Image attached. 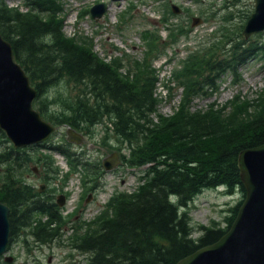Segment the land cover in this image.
Wrapping results in <instances>:
<instances>
[{"label":"trees","instance_id":"16d2710c","mask_svg":"<svg viewBox=\"0 0 264 264\" xmlns=\"http://www.w3.org/2000/svg\"><path fill=\"white\" fill-rule=\"evenodd\" d=\"M21 2L12 6L0 0V32L38 89L35 106L42 116L85 135L104 123L106 136L112 130L116 142L104 138L101 144L114 150L125 145L130 153L123 163L146 167L133 192L115 191L91 220L75 219L70 224L72 217L66 218L55 208L51 191L46 192L50 196L41 193L27 182L25 173L37 162L45 170V180L57 179L60 168L53 152L59 151L69 164L64 181L79 173L88 192L104 184L102 162L86 157V151L74 150L66 137L40 145L45 153H33L35 146L15 148L0 127V201L10 207V245L23 233L40 244L58 241L76 250L86 256L85 264H177L218 241L231 227L244 199L231 208L223 227L215 221L195 224L188 205L210 188L224 187L229 193L241 189L245 197L238 158L243 149L264 144V91L253 100L236 94L222 105L213 102L204 109H192V103L195 97L216 94L227 74L239 82L240 67L254 57L259 45L243 49L242 42L232 43L235 38L223 33L207 50L190 52L166 84L170 97L176 87L182 88L181 100L173 114L164 115L158 110L163 99L156 94L159 77L154 63L168 56V45L187 36L185 27L171 21V10L161 16L168 32L164 40L160 28H148L141 32V56L115 47L122 55L108 58L95 51L93 36L66 35L63 0ZM130 6L122 17L135 4ZM89 14V9L83 10L78 19ZM243 27L237 31L241 37ZM226 39L232 43L229 49ZM63 82L73 84L68 95H51V88ZM43 215L48 217L44 222ZM24 244L30 249L29 241Z\"/></svg>","mask_w":264,"mask_h":264},{"label":"rangeland","instance_id":"374dc122","mask_svg":"<svg viewBox=\"0 0 264 264\" xmlns=\"http://www.w3.org/2000/svg\"><path fill=\"white\" fill-rule=\"evenodd\" d=\"M65 4V21L64 32L68 36L75 34L93 36L95 39V51L101 57L110 55H122L121 50H125L132 56H141L143 49V40L141 32L145 29L160 28L163 40L167 37L165 25L161 22L163 12L171 10L172 3H176L182 7L183 11L179 15H173L171 21L185 27L187 36L174 46L168 45V56H162L157 59L154 66L158 70L159 81L157 83L156 94L163 100L158 105L159 113L171 115L178 107L181 100L182 88L176 87L173 95L170 97L168 92L169 84L173 79L172 72L179 67L180 60L185 59L192 51L207 50L211 45L223 37V33L231 35L232 43L242 42L240 48H247L248 45H259L257 53L254 57L247 60L239 69V82H234L231 75H225L222 78V85L219 91L212 96L195 97L192 103V109H204L210 103L222 105L233 98L236 94H241L251 100L258 97L259 92L264 91V30L253 33L248 39L237 33L239 26L247 23L255 8V0H63ZM104 1L107 4L106 13L99 19H95L90 15H86L82 19H78L83 10L90 9L96 2ZM9 5H22L21 0H7ZM134 3L135 7L129 13L122 17ZM25 9V7H22ZM201 18V22L193 25V18ZM231 18V20L229 18ZM222 30V28H224ZM231 29L232 32L230 31ZM243 30V29H242ZM242 33V32H241ZM222 34V36H221ZM236 34V35H235ZM169 39V38H168ZM226 39V49H229L232 43H228ZM237 49V47H236ZM221 53V51L219 52ZM175 83L173 82L174 85ZM73 85V84H72ZM72 85L63 82L51 88L50 94L55 97L66 93L72 89ZM67 94V93H66ZM65 94V95H66ZM68 95V94H67ZM66 95V96H67ZM58 108V107H57ZM58 111L59 109H56ZM60 126L57 128L55 136H61L64 131ZM109 129L112 124L108 123ZM89 134H84V141L81 144H74V150L85 152L86 157L103 160L116 153L119 158V166L113 171L104 175L102 181L103 186L96 192L95 199L82 207V219L90 220L98 213L102 206L107 202L109 197L117 190L134 191L140 183L139 176L142 174V168H131L123 163L124 156L129 155L128 148L114 150L108 146L101 144L104 138L108 139V143L116 142L113 131L109 130V136H106L107 130L104 123H100L88 130ZM82 133V132H81ZM52 135L50 142L56 141L57 138ZM61 139V137H58ZM48 152L43 147L33 150V153ZM54 154H56L54 152ZM53 156L55 157V155ZM57 163V157H55ZM58 164V163H57ZM39 166L36 162L30 164V171L25 173L27 181L40 187L38 176L33 173L32 168ZM59 165V164H58ZM60 166V165H59ZM61 167V166H60ZM68 167V164H67ZM41 171V166H39ZM44 169V168H43ZM61 174L67 171V168L61 167ZM45 172V170H44ZM44 174V173H43ZM61 178V175L60 177ZM26 182V179H25ZM58 183V182H57ZM62 187H57L59 192L67 190L71 205L63 209L66 215L67 209L71 206L80 205L83 202L81 195L83 185L80 182L79 175H74L68 179L67 183ZM244 199V193L241 189H237L233 193H229L227 188L219 187L215 189H205L199 193L188 205L189 213L195 224L210 225L213 221L219 223L220 226L227 225V219L232 214L231 208ZM46 219V218H44ZM64 236L66 239L67 235ZM199 232H195L194 236H199ZM30 243L28 249L24 241ZM34 238L29 235L21 234L13 241L8 254L14 256L11 262L2 261L0 264H85L86 256L70 247L59 244L58 241L40 244L34 242Z\"/></svg>","mask_w":264,"mask_h":264},{"label":"water","instance_id":"95a60500","mask_svg":"<svg viewBox=\"0 0 264 264\" xmlns=\"http://www.w3.org/2000/svg\"><path fill=\"white\" fill-rule=\"evenodd\" d=\"M172 8L175 13L182 12L176 4ZM106 11L105 2L91 7L92 17L97 20ZM199 22L201 18H193V25ZM263 30L264 0H255V10L242 34L247 39ZM37 94L26 70L15 59L11 42L0 32V127L15 147L41 143L55 130L34 108ZM68 140L81 143L84 136L70 128ZM119 162L115 153L104 159L103 165L111 170ZM238 167L246 196L231 227L218 241L199 248L177 264H264V144L243 149ZM59 203L63 204L60 200ZM9 211L10 207L0 201V255L6 253L10 239ZM6 260L12 261L13 257L8 256Z\"/></svg>","mask_w":264,"mask_h":264},{"label":"flooded vegetation","instance_id":"af4514ba","mask_svg":"<svg viewBox=\"0 0 264 264\" xmlns=\"http://www.w3.org/2000/svg\"><path fill=\"white\" fill-rule=\"evenodd\" d=\"M36 174L37 175H39L40 176V172L39 171H37L36 172ZM42 179H43V177L40 179V178H38V180L40 181V187H41V189H43L42 191L44 192V191H47V190H53V189H57V188H55V186H56V180H53V179H51V181H49V182H43L42 181ZM33 186H35L34 184H33ZM53 194V193H52ZM64 195H65V199H63V201H65V202H67V193L66 192H64L63 193ZM90 195H89V197L91 198V201H93L94 199H95V192H90L89 193ZM55 201L54 202H56V200H57V195L55 196ZM59 207V206H58ZM57 206H55V208H58ZM4 258V257H3Z\"/></svg>","mask_w":264,"mask_h":264}]
</instances>
